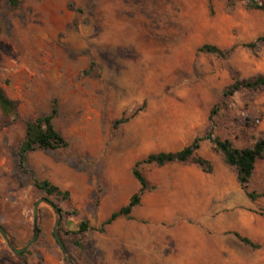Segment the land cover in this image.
Listing matches in <instances>:
<instances>
[{"label":"rangeland","instance_id":"obj_1","mask_svg":"<svg viewBox=\"0 0 264 264\" xmlns=\"http://www.w3.org/2000/svg\"><path fill=\"white\" fill-rule=\"evenodd\" d=\"M244 31L253 33L248 42L264 36V12L244 2L21 0L12 9L0 0V85L20 113L5 125L0 110V224L14 244L23 247L33 237L34 207L46 196L34 181L46 179L70 192L69 200L56 202L63 209L61 238L77 264H264V247L234 234L264 244V198L252 208L226 202L187 215H153L138 206L132 219L119 217L101 230L140 188L133 168L149 154L177 151L211 129L237 147L264 137V90L237 92L214 125L210 120L233 83L231 68L242 77L264 74V43L244 47ZM205 44L238 46L224 59L199 51ZM54 99V123L69 146L30 152L22 166L25 122L49 113ZM120 118L128 121L115 127ZM246 118L261 120L248 126ZM198 153L213 162L227 199L247 197L209 139ZM181 164L139 166L155 187L147 193L174 192L170 177ZM252 188L264 191V160ZM56 219L42 203L39 236L19 255L0 233V264H71L54 236ZM82 221L90 228L81 233Z\"/></svg>","mask_w":264,"mask_h":264},{"label":"trees","instance_id":"obj_2","mask_svg":"<svg viewBox=\"0 0 264 264\" xmlns=\"http://www.w3.org/2000/svg\"><path fill=\"white\" fill-rule=\"evenodd\" d=\"M229 7H234L238 2H244L246 7L251 10H260L264 12V0H226ZM12 9H18L21 0H7ZM264 43V36L258 37L256 41L242 44L250 50H255L259 44ZM238 45H234L229 49H221L218 46L205 44L200 47L199 51L212 53L218 57L228 59ZM233 83L225 89L221 104L218 103L211 110L210 120L214 125V116L220 114L221 105H228L227 99L233 97L237 92L246 90L249 92H258L264 90V74L258 73L250 77H242L240 72L230 69ZM0 110L5 125H11L20 119L19 102L8 96L4 88L0 85ZM140 111V110H138ZM138 111L134 113L137 115ZM59 116V105L56 99L51 104L49 113L41 114L35 118L26 120L25 122V137L21 142L18 155L22 166L27 162L28 154L36 150H58L69 146V141L58 131L54 120ZM248 126L257 125L261 118L250 120L246 118ZM128 121V118H120L116 120L115 127ZM209 139L214 147V150L222 156L224 162L234 170L237 181L246 195L252 200L257 201L264 198V191H257L252 188V180L255 176L257 163L264 160V137L257 139L254 143L244 147H237L230 138H223L220 135H215L213 129L207 133L206 137H195L194 140L187 146L177 151H161L149 154L145 159L138 161L133 168V175L139 181L140 188L129 199L128 204L114 211L111 216L102 224L101 230L104 231L108 225H111L119 217L133 218V211L141 204L142 197L152 189L147 179L142 174L139 166L142 164H156L165 166L172 163L195 164L203 172L212 174L214 172V164L211 160L203 157L198 153L201 148V143L204 139ZM35 186L40 189L50 199L57 208L63 213V209L56 202L58 198L69 200L70 192L60 189L57 185L49 180L35 179ZM264 210L262 211V213ZM90 228L88 221H82L79 224L78 232H85ZM244 244L251 246L254 249L264 247V244L256 243L247 236H243L239 232H234Z\"/></svg>","mask_w":264,"mask_h":264},{"label":"crops","instance_id":"obj_3","mask_svg":"<svg viewBox=\"0 0 264 264\" xmlns=\"http://www.w3.org/2000/svg\"><path fill=\"white\" fill-rule=\"evenodd\" d=\"M245 27V26H244ZM252 32L241 33V40L244 42L252 41ZM173 164V163H172ZM171 182V183H170ZM169 184L175 186V191L167 197H160L146 193L139 206L148 214H195L209 209L225 206L226 202L231 207L237 209L242 204L247 208H252L257 201H252L248 196L240 192L236 196L227 199L226 187L216 175V169L212 174L203 172L195 164H181L170 177ZM234 197V199H231ZM238 225V222H234Z\"/></svg>","mask_w":264,"mask_h":264},{"label":"water","instance_id":"obj_4","mask_svg":"<svg viewBox=\"0 0 264 264\" xmlns=\"http://www.w3.org/2000/svg\"><path fill=\"white\" fill-rule=\"evenodd\" d=\"M42 203H45L47 205H49L52 210L54 211L55 215L57 216L56 222H55V227H54V236L56 238L57 243L59 244L63 254L65 255V257L67 258V260L71 263V264H77L74 259L72 258L70 252L68 251V249L66 248L61 235H60V231H59V226L61 223V219H62V212L57 208V206L48 198L43 197L40 200H38V202L35 204L34 207V229H33V237L32 239L23 247L18 248L13 240L9 237V235L7 234L6 229L0 224V233L2 234V236L5 238L6 242L8 243L9 247L11 248V250L19 255L22 252H24L25 250L29 249L37 240L39 233H40V226H39V219H40V206Z\"/></svg>","mask_w":264,"mask_h":264}]
</instances>
